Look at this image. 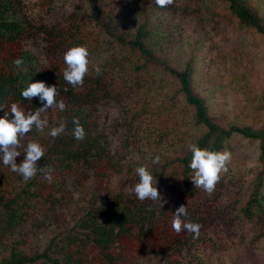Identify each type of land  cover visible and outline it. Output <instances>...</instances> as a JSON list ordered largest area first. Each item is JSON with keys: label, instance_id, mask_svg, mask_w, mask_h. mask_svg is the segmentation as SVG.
I'll list each match as a JSON object with an SVG mask.
<instances>
[{"label": "trees", "instance_id": "16d2710c", "mask_svg": "<svg viewBox=\"0 0 264 264\" xmlns=\"http://www.w3.org/2000/svg\"><path fill=\"white\" fill-rule=\"evenodd\" d=\"M87 1L96 23L110 37L111 55L122 48L138 53L144 59L143 64L162 66L178 80L185 101L194 109L195 124L204 128L195 141L198 146L221 150L233 133L258 140L257 160L261 168L248 187V193L242 197L244 202L237 216L241 224L253 225L251 243L263 240L264 126H222L210 116L205 99L193 90L195 59L190 58L182 69H175L161 60L156 50L164 40L165 26L160 22L164 8L157 7L154 0ZM215 1L224 4L237 23L264 36V16L249 4V0ZM16 3L15 0H0V107H3L0 116L9 113L12 119L13 103L25 113L42 107L39 97L27 100L21 96L24 88L37 81L56 85L59 89L57 101L63 100L66 108L64 111L48 109L42 114V118L47 116L48 126L42 132L33 128L21 138L24 147L33 140L45 147L38 166L47 165V173L38 171L27 182L22 178L17 190H9V175L13 171L0 157V264H140L147 251L163 253L166 259L190 234L187 231L177 234L173 230L176 208L185 205L193 222L202 224L201 229L209 227L214 221V206L211 205L217 198L218 184L211 194L195 188L191 179L194 173L189 167L190 150L152 169L158 180L161 201H164L162 207L161 201L136 198L133 189L138 176H132L127 186L121 180L113 183L114 174H121L126 168H119L121 162L115 159L103 132L98 129L91 106L118 94L111 79L117 58L109 62L108 54L101 63L91 64L83 86L73 89L63 78L66 65L58 53L67 45L80 42L76 33L81 19L79 21L77 15L66 16L67 28L58 29L56 25L42 23L36 27L46 54V60L41 61L37 53L25 47L24 41L32 36V30L22 18H16ZM17 58L23 59L19 68L14 64ZM97 65L100 73L95 72ZM73 118H79L85 129L83 140L77 141L73 136ZM60 121L65 123V131L53 138L50 130ZM18 150L21 155L17 163L26 155L23 147ZM170 167L179 168L181 191L170 189ZM72 174L81 178L91 174L96 190L79 205V212L71 224L62 227L57 218L66 220L71 208L68 184ZM51 225L53 234L42 242L36 237L37 233Z\"/></svg>", "mask_w": 264, "mask_h": 264}, {"label": "rangeland", "instance_id": "374dc122", "mask_svg": "<svg viewBox=\"0 0 264 264\" xmlns=\"http://www.w3.org/2000/svg\"><path fill=\"white\" fill-rule=\"evenodd\" d=\"M16 1V18H22L32 30L25 47L37 53L41 61L46 60V54L36 27L42 23L67 28L64 18L72 15L81 19L76 34L81 38L79 43L89 45L92 65L101 63L108 54L109 62L117 58L111 79L118 94L91 106L98 129L121 162L119 168H126L114 174L113 183L121 180L127 186L141 164L160 168L164 162L182 157L204 131L195 124L194 109L185 101L178 80L162 66L145 65L138 53L124 48L110 54V37L96 23L87 0ZM248 2L264 16V0ZM163 11L160 22L165 26L164 40L156 52L175 69L195 59L193 90L205 99L210 116L224 127L264 126V36L237 23L224 4L215 0H174ZM71 46L58 53L63 63L64 53ZM226 143L232 159L217 183V198L211 205L213 223L201 229L198 238L188 234L166 259L163 253L147 251L140 264H263L264 239L251 243L253 225L241 224L237 216L242 197L261 168L258 140L233 133ZM157 156L159 162L154 164ZM22 178L11 173L8 189L17 190ZM168 180L170 189L182 190L178 167H170ZM68 187L71 208L66 220L57 218L62 227L71 224L79 205L96 190L91 174L87 178L72 174ZM52 226L41 228L36 237L45 242L53 234Z\"/></svg>", "mask_w": 264, "mask_h": 264}, {"label": "clouds", "instance_id": "9594fccd", "mask_svg": "<svg viewBox=\"0 0 264 264\" xmlns=\"http://www.w3.org/2000/svg\"><path fill=\"white\" fill-rule=\"evenodd\" d=\"M159 8H166L174 4V0H154ZM66 67L63 70L64 80L72 86L73 89L83 86L85 77L90 72L91 53L87 43H80L71 46L63 56ZM14 64L19 68L23 64L22 58L14 60ZM101 69L97 65L95 72L100 73ZM68 89H64L67 91ZM59 89L56 85L48 86L44 81L30 83L21 92L24 99L31 100L39 97L42 107L34 112L25 113L17 103L11 104L10 113L12 119H9V113L0 116V157L5 166H10L13 172L20 174L25 182L32 179L38 171L47 173L48 166H38V161L45 154V147L38 141H30L26 147L21 144V138L31 132L33 128L42 132L48 126L47 113L50 108H59L64 111L66 105L63 100L57 101ZM3 108V107H0ZM74 124L73 136L77 141L83 140L86 136L85 129L80 123L79 118H73ZM65 123L60 121L58 126L51 128L49 135L53 138L59 137L65 131ZM24 148V159L22 163L17 164V157L21 155L18 150ZM191 152L190 169L193 171L191 177L195 188L203 189L211 194L219 180L221 174L228 170V165L232 159V153L225 145L221 150H215L211 147H200L196 143L189 145ZM159 156L155 157L153 163L159 162ZM138 176V182L134 185V194L140 201H161V194L158 189V180L154 171L147 163L141 164L135 168ZM161 201V207L163 204ZM173 230L179 234L182 231L192 233L193 238H198L202 224L193 222L185 205H180L173 213Z\"/></svg>", "mask_w": 264, "mask_h": 264}]
</instances>
